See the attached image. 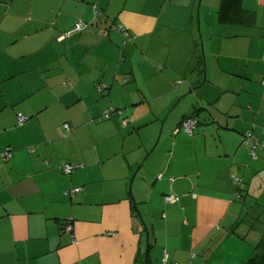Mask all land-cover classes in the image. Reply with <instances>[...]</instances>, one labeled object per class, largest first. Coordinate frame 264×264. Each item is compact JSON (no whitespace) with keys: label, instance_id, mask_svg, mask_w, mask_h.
Returning a JSON list of instances; mask_svg holds the SVG:
<instances>
[{"label":"crops","instance_id":"obj_1","mask_svg":"<svg viewBox=\"0 0 264 264\" xmlns=\"http://www.w3.org/2000/svg\"><path fill=\"white\" fill-rule=\"evenodd\" d=\"M219 1L0 0V153L11 151L0 155V264H139L145 232L156 263L264 256V224L241 227L245 206L264 210V150L252 158L242 145L245 131L264 144V0H242L245 23L219 22ZM79 20L87 28L67 35ZM185 98L172 150L190 142L178 126L194 108L196 125L206 114L219 129L217 153L196 155L197 177L171 157L155 232L156 219L136 213L130 178L162 174L157 156L140 166L155 136L142 129L153 121L157 132ZM109 108L120 113L97 120ZM207 158L215 174L201 182Z\"/></svg>","mask_w":264,"mask_h":264},{"label":"rangeland","instance_id":"obj_2","mask_svg":"<svg viewBox=\"0 0 264 264\" xmlns=\"http://www.w3.org/2000/svg\"><path fill=\"white\" fill-rule=\"evenodd\" d=\"M198 1L200 2L201 0H198ZM200 50L201 51L203 50L201 48V41H200ZM184 77H186L187 79L189 78L188 75H185ZM187 79L182 78V82L185 83L184 86L188 85ZM261 81L262 80H260V84L262 85L263 81L262 83ZM186 107H189L188 98L183 99L182 101H180V103H178V100L175 99L172 105L166 108L167 109L166 112L159 119L157 132L155 131V129H154V132H153V129H151L153 128L151 127L153 124V121L149 123L148 125L144 126L142 129L143 136L146 135L147 132L148 133L151 132L152 134L154 133L155 136L154 138L153 137L151 138V135H150L149 136L150 138L147 137V139L145 140L144 146L148 149L147 150L148 152H146L142 156L143 159L140 162V166L145 168L147 164L150 163L152 160H153V163L155 164L154 156H157L159 161L162 160V165H164V168L161 171L162 174H158L157 176L153 175L151 177L152 174L147 173V174H137L136 178L134 176L131 177L130 178L131 179L130 193L133 199L137 202L138 208L136 210V213L139 214V219L141 217L143 218V221H148V220H151L152 218L156 219L155 232L157 231L158 223L161 221L160 213H158L157 203L155 199L157 196H160V195H157L160 192V188L162 184L160 180L164 179L165 181H167L168 179H170L169 177L173 176L172 174H165L166 172L165 169H167L168 165H171V157H172V160L178 162L180 165H185L187 167L182 173L188 174V173L194 172L195 176L197 177L196 175L197 169H196L195 161H194L196 155L199 156V154L205 153L207 155L212 156V155H216L217 153V149L215 148V145L218 142L219 129L214 124L212 125V123L209 122L208 116L206 114L199 115V124L196 125V128H194L192 136L181 131L182 136H184V138L190 141L191 143L190 142L184 143L183 148L177 145L175 152L174 150H172L174 136L170 134V129L174 126L177 120L181 117V113L186 109ZM203 112L204 111H202L201 113ZM115 113H120V111L115 110L113 114ZM151 120H153V118H151ZM204 147L205 148L207 147V152H204ZM185 158L189 160L188 164H186ZM211 166H212V159L207 158L202 167L203 169L200 171V174H203L202 178H200L201 182H204L206 179L207 175H204V174H211L210 177L214 176L213 174L215 173L212 171ZM156 177H158V179H156ZM139 181L142 184L140 185L141 189H139V194H138V190H136L135 187H137L138 189L139 184L137 183ZM231 186L233 188L234 185L231 184ZM133 192L136 193L137 198L133 196L132 194ZM149 200H152V202L148 204L141 203V201L146 202ZM262 208L263 207L258 206V205L255 206L254 202L249 204L248 207L245 206L242 212V216H241V227L244 228V226H246L247 224H250L254 226V229L257 232L262 231L263 224H264V210ZM145 224L147 227H149L147 223ZM240 232L241 230L237 234L240 235ZM144 239H145V243H143L144 258H143V262L141 261L139 262V264H146L147 250H148L147 241L149 239V241L152 243L154 241L153 240L154 236L152 239L151 237L148 236V233L145 232ZM153 253H154V248L153 249L151 248L148 253L149 264H161V258L158 260L157 263L155 262V260L152 259Z\"/></svg>","mask_w":264,"mask_h":264},{"label":"trees","instance_id":"obj_3","mask_svg":"<svg viewBox=\"0 0 264 264\" xmlns=\"http://www.w3.org/2000/svg\"><path fill=\"white\" fill-rule=\"evenodd\" d=\"M74 1L81 2L82 0H74ZM241 3H242V0H220L219 1V6H218V9H217V12H216L218 21L219 22H223V23L224 22H226V23H245V22H247L249 20V18H250L249 11L243 9L241 7ZM94 7H95V5H94ZM94 15H96V14H94ZM78 22H80L82 24L83 28L80 29V30H78V31H74V29H75V27H76V25H77ZM78 22L76 23V25L74 26L73 29H71L69 32H66L67 35L72 34V32H74V33L75 32H80V31L85 30L87 28V25L88 24L86 22H83L82 20H79ZM118 28L120 30L123 29L121 26H119ZM200 64H201V59H200V61L198 63V66ZM202 65H203V63H202ZM203 68H204V66H202V70H199V72H203L204 71ZM194 113L195 112H194V108H193V112H190L189 114L187 113V114L183 115L182 120H181L180 123H182L184 119L194 118L195 117V114ZM102 120H105V119H102ZM196 123H197V120H196ZM242 145L246 146L244 143H242ZM250 149H251V146L249 145V149H248V153L249 154H250ZM240 182H241V180L238 179V181L235 183L237 185V187H240V185H239ZM239 189H237V190L239 191ZM133 205L135 207L134 209L136 210L135 202H133ZM147 244H148L147 248L149 250V247H150V241H149V239L147 241ZM148 250H147L146 264H147V262L149 264V261H148L149 260ZM143 258H144V256H143ZM245 264H264V256H259V257L258 256H254V257H251V258H249L246 261Z\"/></svg>","mask_w":264,"mask_h":264},{"label":"built area","instance_id":"obj_4","mask_svg":"<svg viewBox=\"0 0 264 264\" xmlns=\"http://www.w3.org/2000/svg\"><path fill=\"white\" fill-rule=\"evenodd\" d=\"M82 28H83L82 24L80 22H78L76 27H75V29H74V31H78V30H80ZM263 83H264V80H263ZM114 111H115V109H113V108H109V109L104 110L101 113V115L97 117V120L101 121L102 119L110 118V116L113 114ZM26 120H27V117L24 116L23 114H18L17 115V122L18 123H23ZM122 123L125 124V120H123ZM195 125H196V120L194 118L184 119L183 122L181 123V126L183 127V129L189 134H191L192 129L195 127ZM63 128H64L63 136H67V135H69L72 132V128L70 127V125L68 123H64L63 124ZM262 132L264 134V130ZM242 141H243V143L245 145H248L251 142V144H250V146H251L250 156L252 158L256 157L255 149L257 148V146H262V148L264 150V144L261 145L258 142V139L251 132L246 131L243 134V136H242ZM10 154H11L10 149L6 150L5 152L0 153V155L3 156L4 158H8L10 156ZM64 170L65 171H69L70 170V166L68 164H66L65 167H64ZM231 178H232L234 183H236L238 181V179H239L235 174H232ZM165 199L168 202H172L173 203V202H175L177 200V197L174 196V195L168 194L165 197ZM71 229H72L71 222H65L64 226H63V230L65 232H70Z\"/></svg>","mask_w":264,"mask_h":264},{"label":"water","instance_id":"obj_5","mask_svg":"<svg viewBox=\"0 0 264 264\" xmlns=\"http://www.w3.org/2000/svg\"><path fill=\"white\" fill-rule=\"evenodd\" d=\"M201 52H202V51H201ZM193 90H194V88H193ZM178 127H182V126H181V123L179 124V126H178ZM186 133H187V132H186ZM187 134H188V135H190L189 133H187Z\"/></svg>","mask_w":264,"mask_h":264}]
</instances>
